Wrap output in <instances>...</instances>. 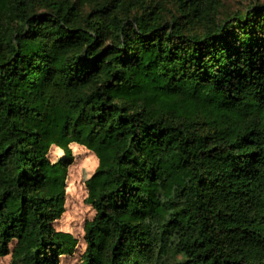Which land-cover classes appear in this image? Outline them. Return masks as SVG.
Wrapping results in <instances>:
<instances>
[{
    "label": "trees",
    "instance_id": "trees-1",
    "mask_svg": "<svg viewBox=\"0 0 264 264\" xmlns=\"http://www.w3.org/2000/svg\"><path fill=\"white\" fill-rule=\"evenodd\" d=\"M216 2L0 0V257L75 246L47 153L76 143L78 264H264V4Z\"/></svg>",
    "mask_w": 264,
    "mask_h": 264
},
{
    "label": "rangeland",
    "instance_id": "rangeland-1",
    "mask_svg": "<svg viewBox=\"0 0 264 264\" xmlns=\"http://www.w3.org/2000/svg\"><path fill=\"white\" fill-rule=\"evenodd\" d=\"M156 1L166 9L173 7L171 0ZM258 3L264 4V0H217L214 15L218 21H222L235 13H244L246 9ZM47 157L54 167L61 169L57 182L63 181L64 189V211L60 218L53 222V228L57 233L70 235L76 242L60 264H78L84 250L83 227L94 215L87 202L85 182L95 172L98 158L92 150L76 143H70L66 148L52 145ZM13 247L14 243L10 245V251ZM181 260L180 256H174L170 258L169 263ZM0 264H13L11 254L0 257Z\"/></svg>",
    "mask_w": 264,
    "mask_h": 264
}]
</instances>
